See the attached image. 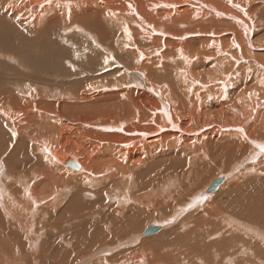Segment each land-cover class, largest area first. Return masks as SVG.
<instances>
[{
  "label": "bare ground",
  "instance_id": "1",
  "mask_svg": "<svg viewBox=\"0 0 264 264\" xmlns=\"http://www.w3.org/2000/svg\"><path fill=\"white\" fill-rule=\"evenodd\" d=\"M60 1L0 0L2 264H264V0Z\"/></svg>",
  "mask_w": 264,
  "mask_h": 264
},
{
  "label": "rangeland",
  "instance_id": "2",
  "mask_svg": "<svg viewBox=\"0 0 264 264\" xmlns=\"http://www.w3.org/2000/svg\"><path fill=\"white\" fill-rule=\"evenodd\" d=\"M2 1H4V0H2ZM60 1V0H59ZM69 1V0H68ZM82 1H88V0H74V1H70V2H67V0H65V1H60V5H61V3H63V2H67V3H69V4H72V3H79V2H82ZM19 4L20 3H16L15 5H16V7H18L19 6ZM44 8H46V6H47V4L46 3H44L43 5H42ZM6 8H9V6H7ZM63 35L64 36H67V34H65V33H63ZM64 40H66V37H64L63 38ZM23 43L24 42H21L20 44L21 45H23ZM35 43V42H34ZM11 44V43H10ZM9 44V45H10ZM19 45V44H18ZM18 45L16 46V45H11L10 47L11 48H13V49H15V48H18ZM88 48V47H87ZM6 49H7V51H4L3 49H2V47H0V59H3V60H5L7 63H9V64H11V66L12 65H15L16 63H18V57L15 55V54H13L11 51H10V49L6 46ZM58 50H60V49H58ZM96 50V49H95ZM96 51H98V50H96ZM23 52V51H22ZM20 53V55H22L23 53ZM60 52L62 53V51L60 50ZM24 55V54H23ZM63 55H65V54H63ZM65 56H67V54L65 55ZM183 57V59H184V61L186 62V60H185V57L186 58H188L190 61H191V59H190V57L188 56V55H182ZM36 58V57H35ZM57 59V58H56ZM61 59V58H60ZM59 58H58V62L55 64V67H57L58 65L59 66H62V67H64L65 69L67 68V67H73V70H76L77 68H79V66L77 65V63H76V60H71V59H66V60H68V62L66 63V60H63V61H61ZM34 64H33V63ZM28 63L29 64H27V65H31V67L33 68V66H35V65H38L37 63H36V59H33V57H31L30 58V60H28ZM64 63V64H63ZM187 63V62H186ZM66 64H68V65H66ZM188 64H190V63H188ZM30 67V68H31ZM59 68V67H58ZM79 77H83L82 75L81 76H79ZM84 78V77H83ZM76 79H77V77H76ZM71 80H75V78H72ZM82 129H83V127L82 128H80V129H78L77 131H76V133H75V140H78V138L80 137V135H81V133H82ZM76 162V161H75ZM66 168H68V166H65V169ZM69 169V168H68ZM250 176H251V178H250ZM249 177H247V179L249 178V179H253V178H255V176H254V174H251ZM215 178H211V180H213V179H216V177H218V176H214ZM211 182V181H210ZM220 187V186H219ZM204 188H202L201 189V191L203 190ZM217 191V190H216ZM215 191V192H216ZM65 199V197L64 198H62V200H64ZM58 208V207H57ZM57 208H55V209H57ZM18 211H22V210H20V209H6V212H7V217L8 218H11L13 221H24V222H27V221H25V219H19L18 217H17V215H18ZM69 213H67V212H61V211H58L57 212V214H56V216L57 217H60V218H62V220L61 221H56V224L57 225H55L54 223H51L50 222V226L52 227V228H55L50 234L48 233V231H47V229L46 228H43L42 227V225H36L35 227H37L39 230H40V235L42 236V238H44L45 240H47V241H49L50 242V240H49V237L51 236L52 237V240L54 241V243H60V246L59 247H57L58 249H60L61 251H66V250H74V249H71V247H72V245L74 244V243H76V241L73 239V235L70 233V229L71 228H69L68 226H67V224H68V220H67V215H68ZM179 221L180 220H178V221H176V222H174V224H179ZM150 223L151 222H147V227L148 226H150ZM152 224H155V223H151V225ZM146 225H145V228L144 229H146ZM172 226V225H171ZM170 228V226H166V228ZM258 227V226H257ZM167 228V229H168ZM260 230H261V228H262V226L261 227H258ZM144 229H141V232H140V234L144 231ZM166 230V229H165ZM8 233H12V230H9L8 231ZM140 234H139V232L137 233V235L138 236H140ZM154 235V237H156L155 235H157V233L156 234H153ZM153 235H150V236H153ZM150 236H148V237H150ZM146 237V236H145ZM27 250H28V247H27ZM42 250L43 251H45L46 250V248L42 245ZM141 251V253H143L144 255H145V261H146V255L148 254L149 255V250L147 249V248H144V249H142V250H140ZM118 252V251H117ZM28 253L30 254V256H31V259H32V261H34L35 260V256H34V253L33 252H31L30 250H28ZM76 253H78L77 251H75L73 254H76ZM17 255H18V257H17V259H16V264H22L23 262H22V260L20 259V257L21 256H23V257H25V258H27V260H28V257H27V255H25L24 254V252H23V249L21 248L20 250H18L17 251ZM91 255V254H90ZM90 255H88V256H85L83 259H82V261H86V259H91V257L93 256H90ZM73 257H74V255H73ZM87 257V258H86ZM137 259H139V258H136L135 260H137ZM72 262H74V259L72 260V261H70V262H68V263H72ZM88 262L86 261V264H87ZM0 264H2V262H1V259H0ZM10 264V263H9Z\"/></svg>",
  "mask_w": 264,
  "mask_h": 264
},
{
  "label": "water",
  "instance_id": "3",
  "mask_svg": "<svg viewBox=\"0 0 264 264\" xmlns=\"http://www.w3.org/2000/svg\"><path fill=\"white\" fill-rule=\"evenodd\" d=\"M63 164L65 166L71 167L72 169L78 168L77 164L70 159L65 160L63 162ZM223 181H224L223 177L216 178V179L212 180V182L208 185V188L206 189V193L207 194L214 193L218 189V187L223 183ZM159 230H160L159 226H151L150 225L144 230L143 236H150V235L156 234V233H158Z\"/></svg>",
  "mask_w": 264,
  "mask_h": 264
},
{
  "label": "snow or ice",
  "instance_id": "4",
  "mask_svg": "<svg viewBox=\"0 0 264 264\" xmlns=\"http://www.w3.org/2000/svg\"><path fill=\"white\" fill-rule=\"evenodd\" d=\"M89 87H91V86H89ZM261 150L264 151V147H262Z\"/></svg>",
  "mask_w": 264,
  "mask_h": 264
}]
</instances>
